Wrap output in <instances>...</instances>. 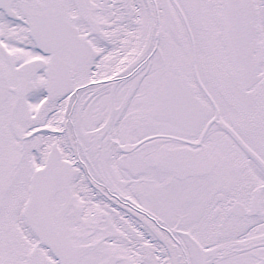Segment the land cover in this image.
I'll return each instance as SVG.
<instances>
[{
	"label": "snow or ice",
	"instance_id": "snow-or-ice-1",
	"mask_svg": "<svg viewBox=\"0 0 264 264\" xmlns=\"http://www.w3.org/2000/svg\"><path fill=\"white\" fill-rule=\"evenodd\" d=\"M0 264H264V0H0Z\"/></svg>",
	"mask_w": 264,
	"mask_h": 264
}]
</instances>
